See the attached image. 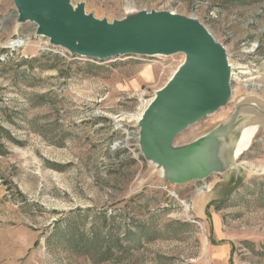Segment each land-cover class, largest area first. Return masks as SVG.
I'll return each instance as SVG.
<instances>
[{"label":"rangeland","instance_id":"obj_1","mask_svg":"<svg viewBox=\"0 0 264 264\" xmlns=\"http://www.w3.org/2000/svg\"><path fill=\"white\" fill-rule=\"evenodd\" d=\"M72 1L109 21L196 16L226 48L230 101L175 142L211 131L241 97L264 101V0ZM15 14L0 0V264H216L224 247L228 264H264L263 126L227 172L167 183L140 153L135 117L184 54L75 59Z\"/></svg>","mask_w":264,"mask_h":264},{"label":"water","instance_id":"obj_2","mask_svg":"<svg viewBox=\"0 0 264 264\" xmlns=\"http://www.w3.org/2000/svg\"><path fill=\"white\" fill-rule=\"evenodd\" d=\"M13 3L17 24L32 22L35 36L47 38L50 45L73 56L106 60L184 54L135 123L142 157L167 183L184 184L227 172L249 148L257 127L262 125L264 130V101L245 96L211 131L182 144L175 142L182 131L224 107L232 97L229 53L196 16L167 9H134L109 21L88 13L83 2ZM252 127L255 132L249 144L237 150L243 132Z\"/></svg>","mask_w":264,"mask_h":264},{"label":"bare ground","instance_id":"obj_3","mask_svg":"<svg viewBox=\"0 0 264 264\" xmlns=\"http://www.w3.org/2000/svg\"><path fill=\"white\" fill-rule=\"evenodd\" d=\"M24 41L22 40V39H16V41L15 42H13V44L15 43H18V44H22ZM141 115V112H140V114L139 115H137V117H135V119L137 120V118H139V116ZM129 117V116H128ZM132 119H133V117H132ZM119 121H122V118H116V120H115V126L117 127V128H119V126H120V122ZM253 129H247V130H245L244 132H243V134H242V137H241V141L239 142V145H238V149L237 150H242V148H244V147H246L248 144H249V142H250V138H251V136H252V133H254L253 131H252ZM128 138V136H126L125 138H124V142L126 141V139ZM121 142L122 141H114L113 142V144L114 145H122L121 144ZM124 144V143H123ZM202 187H203V185H201ZM173 196L175 197L176 195H175V193H173ZM182 204H183V206L185 207V211H186V213L188 212V209H189V204L187 203V201H185V200H179Z\"/></svg>","mask_w":264,"mask_h":264},{"label":"crops","instance_id":"obj_4","mask_svg":"<svg viewBox=\"0 0 264 264\" xmlns=\"http://www.w3.org/2000/svg\"><path fill=\"white\" fill-rule=\"evenodd\" d=\"M221 245H222V247H224L223 244H221ZM219 251H221V252H219ZM217 256L219 259H218V262L216 264H228L227 256H229V251L226 247L218 250Z\"/></svg>","mask_w":264,"mask_h":264},{"label":"built area","instance_id":"obj_5","mask_svg":"<svg viewBox=\"0 0 264 264\" xmlns=\"http://www.w3.org/2000/svg\"><path fill=\"white\" fill-rule=\"evenodd\" d=\"M49 50H54V49H56V50H58L59 48H57V47H54V46H52V45H50L49 43H48V47H47ZM62 49V48H61ZM62 52H63V54H64V56H70V57H74L75 59H76V57L77 58H79V57H81V56H78V55H76V56H73V55H70V54H68L65 50H63L62 49ZM64 52H66V53H64ZM248 52H252V49L250 48L249 50H248ZM122 57V56H121ZM121 57H118V58H115V59H120ZM128 57H133L134 58V56H128ZM81 59H89V58H85V57H81ZM90 59H95V58H90ZM96 60H98V59H96ZM230 63V62H229ZM231 79H232V70H231Z\"/></svg>","mask_w":264,"mask_h":264}]
</instances>
